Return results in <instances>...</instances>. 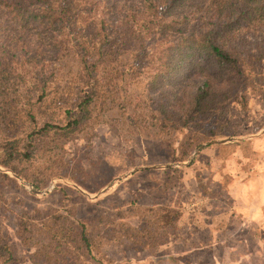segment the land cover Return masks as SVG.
Masks as SVG:
<instances>
[{"label": "trees", "instance_id": "obj_1", "mask_svg": "<svg viewBox=\"0 0 264 264\" xmlns=\"http://www.w3.org/2000/svg\"><path fill=\"white\" fill-rule=\"evenodd\" d=\"M262 80L264 0H0V165L41 187L99 114H117L127 128L135 109L157 111V125L181 129L228 101L247 105V89L264 92ZM54 138L61 142L41 152ZM133 209L140 224L119 212L96 235L70 210L39 220L25 212L17 233L38 264H102L109 230L114 242L148 250L167 243L160 238L182 216L176 205ZM11 249L0 234V256Z\"/></svg>", "mask_w": 264, "mask_h": 264}, {"label": "rangeland", "instance_id": "obj_2", "mask_svg": "<svg viewBox=\"0 0 264 264\" xmlns=\"http://www.w3.org/2000/svg\"><path fill=\"white\" fill-rule=\"evenodd\" d=\"M202 82L200 78L194 79L177 99L189 101ZM261 82L264 84V80ZM139 87L136 88L140 93ZM247 94V105L228 101L181 129L179 126L170 130L169 122L157 125L163 118L157 111L150 118L143 113L145 110L135 109V125L127 128L122 124L123 117L99 114L89 133L77 136L85 139H74L67 145L66 166L54 170L55 175L41 187L31 181L34 176L26 180L0 165V170L11 177L0 176V234L12 248V255L3 252L0 264H38L29 259L34 249L22 244L17 233V217L25 212L39 220L51 210L65 214L70 210L76 217L91 222L96 235L103 227L108 228L105 222L116 218L119 212L123 218L118 220L132 226L140 224L138 217L142 216L133 209L136 206L176 205L181 210L185 208L187 213L182 217L185 223L191 222V218H195V223L197 217L206 214L193 216L189 205L195 204L198 212L201 208L209 210L212 203L217 209L234 203L239 187L255 186L256 178L249 177V172L264 169V92H252L248 88ZM139 103L148 101L142 96ZM137 116L150 121L142 124L136 121ZM59 140H45L48 146H42L41 152H48ZM194 230L177 224L160 239L169 242L179 232L190 231L186 234L190 236L195 234ZM169 234L173 237H168ZM108 236L114 238L115 233L109 230ZM110 237L101 247L102 264H173L165 261V257H173L175 262L190 261L187 255L171 254L165 248L166 242L140 250L124 238L114 242ZM256 248L245 243L243 251L248 253H243L245 257L239 258L236 251V255L231 254L232 259L229 256L224 259L233 264H264V255L253 256ZM91 264L100 263L91 261Z\"/></svg>", "mask_w": 264, "mask_h": 264}, {"label": "crops", "instance_id": "obj_3", "mask_svg": "<svg viewBox=\"0 0 264 264\" xmlns=\"http://www.w3.org/2000/svg\"><path fill=\"white\" fill-rule=\"evenodd\" d=\"M258 139H262V137L259 136ZM248 176L252 179L256 178L255 186L239 187L235 193V201L230 205L224 204L226 206L217 209L212 203L208 207L209 210L203 211L201 208L198 212L195 204L189 205L188 209L193 210V216L206 214L200 219L197 217L195 223H193L195 218H191L192 223L190 221L185 223V219L182 217L187 212L184 211L185 208L181 210L182 216L178 224L186 225L187 229H196L194 230L195 234L186 236L190 231L179 232L174 235L176 239H169L165 248L170 249L169 252L175 256L178 253L187 255V259L190 258V261L189 263L175 262L172 260L173 257H171L172 259L165 257V261L169 260L173 264H233L235 262H226L224 257L231 258V254L233 256L237 254L236 251L240 253L239 258L245 257L243 255V253H247L243 251L245 243L257 246L253 256L260 255L262 257L264 255V169L256 173L249 172ZM212 209H217V212L215 210L212 212ZM193 240L196 242L192 243ZM178 244L182 246L181 249L177 246ZM259 262L263 261L259 260ZM237 263H241V261L238 260Z\"/></svg>", "mask_w": 264, "mask_h": 264}]
</instances>
